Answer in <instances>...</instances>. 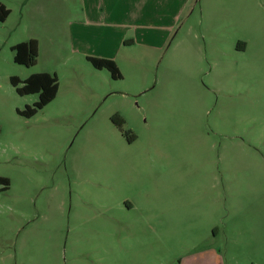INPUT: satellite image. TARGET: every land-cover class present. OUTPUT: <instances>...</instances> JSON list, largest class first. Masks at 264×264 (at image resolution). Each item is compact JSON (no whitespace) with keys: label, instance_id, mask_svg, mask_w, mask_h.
I'll list each match as a JSON object with an SVG mask.
<instances>
[{"label":"rangeland","instance_id":"obj_1","mask_svg":"<svg viewBox=\"0 0 264 264\" xmlns=\"http://www.w3.org/2000/svg\"><path fill=\"white\" fill-rule=\"evenodd\" d=\"M0 3V264H264V0H148L121 45L77 0ZM41 72L25 119L10 78Z\"/></svg>","mask_w":264,"mask_h":264},{"label":"trees","instance_id":"obj_2","mask_svg":"<svg viewBox=\"0 0 264 264\" xmlns=\"http://www.w3.org/2000/svg\"><path fill=\"white\" fill-rule=\"evenodd\" d=\"M9 14L10 11L0 3V22H4ZM11 51L14 52L13 61L17 65L31 67L37 63L38 45L36 40L17 44L11 48ZM87 61L96 70H107L112 79H121L119 69L112 60L87 57ZM10 84L15 88L19 96L38 95V101L32 106H26L22 111L17 110L18 115L25 119L32 118L38 111L53 101L58 92V79L56 75H50L48 73L34 74L24 81H21L17 77H12L10 78ZM122 125L123 121L120 119L118 121V127ZM0 186L1 191L8 190V179L0 177Z\"/></svg>","mask_w":264,"mask_h":264},{"label":"crops","instance_id":"obj_3","mask_svg":"<svg viewBox=\"0 0 264 264\" xmlns=\"http://www.w3.org/2000/svg\"><path fill=\"white\" fill-rule=\"evenodd\" d=\"M67 0H65L66 2ZM148 0H77V17L83 18V22H78L80 37L90 31L106 33L110 38L108 42L121 45L126 35L133 33H143L147 26L142 19L145 13L146 2ZM84 42L87 37L81 38ZM88 43V42H86ZM244 47L239 48L243 51ZM107 58L106 56H98ZM111 59V58H109ZM42 73V72H41ZM218 236H214V239Z\"/></svg>","mask_w":264,"mask_h":264}]
</instances>
